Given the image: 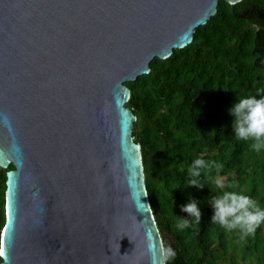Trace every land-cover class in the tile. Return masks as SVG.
Returning a JSON list of instances; mask_svg holds the SVG:
<instances>
[{"label": "water", "instance_id": "obj_1", "mask_svg": "<svg viewBox=\"0 0 264 264\" xmlns=\"http://www.w3.org/2000/svg\"><path fill=\"white\" fill-rule=\"evenodd\" d=\"M217 3L0 0V264H153L164 243L125 83Z\"/></svg>", "mask_w": 264, "mask_h": 264}, {"label": "trees", "instance_id": "obj_2", "mask_svg": "<svg viewBox=\"0 0 264 264\" xmlns=\"http://www.w3.org/2000/svg\"><path fill=\"white\" fill-rule=\"evenodd\" d=\"M264 0L228 4L218 0L216 13L198 27L193 40L166 59L154 58L149 71L125 83V107L135 116L132 136L140 145L147 197L156 226L176 255L167 264H264V224L242 237L211 222L213 199L224 191L250 196L264 208V150L236 138L230 109L242 97L264 98V27L256 14ZM201 158L223 165L188 187V169ZM7 169L0 168V229L4 224ZM235 183L221 188L214 181ZM178 186V187H177ZM197 202L201 221L189 218L178 227L181 207Z\"/></svg>", "mask_w": 264, "mask_h": 264}, {"label": "clouds", "instance_id": "obj_3", "mask_svg": "<svg viewBox=\"0 0 264 264\" xmlns=\"http://www.w3.org/2000/svg\"><path fill=\"white\" fill-rule=\"evenodd\" d=\"M230 115L233 117L232 129L236 138L250 141L251 149L257 153L264 150V98L242 97L230 109ZM222 167L223 165L218 162L195 159L188 169L191 177L188 187H202L198 180L202 170L208 173L214 168L218 173ZM214 183L221 188H236L235 183L225 184L221 180H216ZM211 206L214 210L211 222L227 231L239 230L242 237L254 235L264 224V208L259 207L255 200L241 192L224 191L213 199ZM181 211L193 217L196 223L201 221L197 202L187 203L181 207ZM178 227L181 230L188 228V220L180 219ZM175 255L171 247L160 244L157 253L153 256V264H167V261Z\"/></svg>", "mask_w": 264, "mask_h": 264}, {"label": "flooded vegetation", "instance_id": "obj_4", "mask_svg": "<svg viewBox=\"0 0 264 264\" xmlns=\"http://www.w3.org/2000/svg\"><path fill=\"white\" fill-rule=\"evenodd\" d=\"M255 20H257L256 25L261 24L264 27V12L262 10H259L257 12ZM261 55H264V48L262 52L259 53L260 61H261Z\"/></svg>", "mask_w": 264, "mask_h": 264}, {"label": "rangeland", "instance_id": "obj_5", "mask_svg": "<svg viewBox=\"0 0 264 264\" xmlns=\"http://www.w3.org/2000/svg\"><path fill=\"white\" fill-rule=\"evenodd\" d=\"M219 180H220V178H219ZM233 231H235V230H233ZM162 239H163L164 244L169 243V240L167 239V237L164 234L162 235ZM239 264H241V262H239Z\"/></svg>", "mask_w": 264, "mask_h": 264}]
</instances>
